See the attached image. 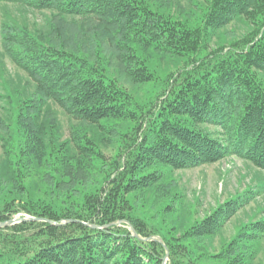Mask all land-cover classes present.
Returning <instances> with one entry per match:
<instances>
[{"label":"trees","instance_id":"16d2710c","mask_svg":"<svg viewBox=\"0 0 264 264\" xmlns=\"http://www.w3.org/2000/svg\"><path fill=\"white\" fill-rule=\"evenodd\" d=\"M184 1L196 17L156 0H0L52 14L45 33L13 18L0 25L4 54L36 85L0 116V225L27 217L0 227V264L254 259L241 242L256 234L240 231L213 253L200 241L220 235L260 191L199 219L171 175L230 157L264 172V0ZM240 20L251 30L210 50ZM163 59L183 66L161 73ZM160 77L166 87L154 99L127 88L149 94ZM49 102L79 123L69 138L45 115ZM250 226L263 237L264 221Z\"/></svg>","mask_w":264,"mask_h":264},{"label":"rangeland","instance_id":"374dc122","mask_svg":"<svg viewBox=\"0 0 264 264\" xmlns=\"http://www.w3.org/2000/svg\"><path fill=\"white\" fill-rule=\"evenodd\" d=\"M156 1L164 8L169 9L170 12L181 15L183 18H193L199 14V8L184 0ZM8 18H13L20 25H28L32 31L45 33L49 30L48 23L52 19V14L48 11H33L19 5L0 4V25ZM250 30V26L241 22V20L234 22L213 37L210 50L239 40ZM159 62L158 71L161 73L165 71L175 72L183 66V60L163 59ZM165 83L164 77H160L149 94H145L144 90L131 85H127V88L131 91L134 90L140 101H146L156 98L166 87ZM35 90L36 85L34 82L11 62L4 54L0 44V116L3 118L8 116L11 109L9 98L30 96L34 94ZM45 115L48 118H54L58 122L64 139L70 137V133L74 128L80 127L78 122L69 118L53 102L47 104ZM205 128L214 135H218L220 132V129L213 126ZM102 149L107 159L110 160L114 154L112 146ZM171 178L175 181L176 191L181 196L182 206L185 208L194 207L197 211L196 216L199 219L209 215L225 201L237 200L246 191H260L259 196L231 219L220 235L212 239L201 240L200 246L202 250L211 253L218 252L224 244H227L240 231L241 234H256L257 236L251 239L243 237L241 246H248V253L254 254V259L250 264H264V235L260 238L259 231L256 228L248 227L249 223L264 221L263 171L255 168L249 162L230 157L216 164L191 170L175 171ZM146 203H150V199H147ZM176 207L178 208L179 205L176 204ZM152 213H155V210H152ZM22 216L25 215H17L16 220H19ZM24 219H27V217L25 216Z\"/></svg>","mask_w":264,"mask_h":264},{"label":"water","instance_id":"95a60500","mask_svg":"<svg viewBox=\"0 0 264 264\" xmlns=\"http://www.w3.org/2000/svg\"><path fill=\"white\" fill-rule=\"evenodd\" d=\"M26 219H19V220H12V221H10L9 223H6V224H9V225H14V224H17V223H20V222H22V221H25ZM6 224H1L0 225V227L1 226H4V225H6Z\"/></svg>","mask_w":264,"mask_h":264}]
</instances>
